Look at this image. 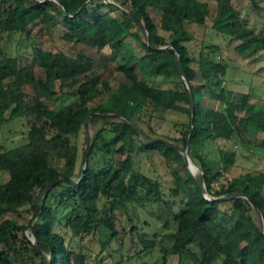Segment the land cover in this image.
<instances>
[{
    "label": "trees",
    "instance_id": "obj_1",
    "mask_svg": "<svg viewBox=\"0 0 264 264\" xmlns=\"http://www.w3.org/2000/svg\"><path fill=\"white\" fill-rule=\"evenodd\" d=\"M212 2V28L218 34L241 41L245 47L240 52H264V36L248 26L234 0H0V131L17 121L27 129L24 144L13 149L0 144V172L10 175L0 183V264H89L85 241L102 231L107 238L97 241L98 256L107 254L112 264H150L154 256L155 264H167L170 253L178 255L179 264H264V231L250 201L205 197L243 193L264 215V172L222 180L238 158L226 147L234 137L264 134V98L226 87L229 67L219 61V45L201 43L195 51L188 46L193 40L188 25L207 26ZM150 10L161 14V29L168 36L160 35ZM39 23L62 24L69 45L109 51L126 82L105 80L96 60L85 54L34 48L44 70L38 79L19 56L6 51L3 41L29 34ZM129 39L142 47V56ZM139 73L174 86L165 89ZM199 73L204 83H196ZM68 96L74 98L72 105L66 104ZM204 99L215 105H204ZM167 111L186 117L175 124L182 130L176 144L149 125L157 113ZM96 114L122 115L135 127L127 119ZM92 116V123H104L92 137L84 171L80 137ZM208 142L225 145L219 147L221 171L205 155ZM169 143L181 151L189 146L203 184ZM136 150L156 152L171 169V193L181 202L176 211L167 205L175 229L171 251L157 243V236L146 239L132 217L131 229L119 230V210L163 201L160 181L136 169ZM28 207L31 218L21 219ZM33 224L38 247L28 235ZM46 253L52 254L50 260Z\"/></svg>",
    "mask_w": 264,
    "mask_h": 264
},
{
    "label": "rangeland",
    "instance_id": "obj_2",
    "mask_svg": "<svg viewBox=\"0 0 264 264\" xmlns=\"http://www.w3.org/2000/svg\"><path fill=\"white\" fill-rule=\"evenodd\" d=\"M234 7L240 12L242 18L246 21L248 26L258 35L264 36V0H234ZM216 13V4L212 2L210 17L207 26H200L196 24L188 25V32L192 35L193 40L188 43L192 51H195L201 43L219 45L221 48V57L219 58L222 64L229 67L226 76V87L232 90L253 94L258 97L264 98V52H256L246 49L240 52L245 45L239 40H231V38L218 34L212 28V20ZM152 19L156 22L160 35L168 36V33L161 29L162 16L155 10H150ZM67 33V29L58 24L55 28L46 26L44 24H34L30 27L29 34H18L11 37H6L3 45L9 54L19 56L21 63L25 67H30L34 70L38 79L44 78V70L39 61L33 54L34 48L51 51H66L70 54H85L96 60V70L100 74H104V79H111L113 83L126 82L125 77L116 71V63L109 60V51L99 52L95 49H90L86 46L76 45L72 46L65 42L63 37ZM133 44L135 53L138 56L144 54L142 47L132 39L128 40ZM198 71V66L194 65ZM142 80H148L155 85L161 86L165 89L174 86L173 81H167L163 78H147L142 73H139ZM197 84L204 83L200 73L198 74ZM28 91L33 93L30 87ZM68 91L67 89L65 92ZM74 98L68 96L66 99L67 105H72ZM102 102V97L99 98L92 106H97ZM61 103V102H59ZM58 103V104H59ZM264 103V100H263ZM203 104L206 106H214L215 104L209 100L204 99ZM51 102L48 103V108H53ZM186 119L185 115L179 112L167 111L164 114L157 113L152 118L149 125L159 136L170 138L171 143H178L177 140L182 137V130L178 129L175 124L180 123ZM103 120L92 123L89 121L88 127L81 134L80 145L83 151L87 147V137H94L96 132L103 126ZM144 126V125H143ZM144 127H148L145 125ZM145 128V129H146ZM23 121L10 123L0 131V144L6 145L9 149L16 148L27 141V132ZM249 134L245 133L243 137H234V141L229 146L237 152L238 158L232 170L226 174L222 180L227 181L246 174L257 175L264 172V147L261 146L264 141V134H260L255 139H252ZM146 139V137H142ZM250 140V141H249ZM238 142V143H237ZM249 142V143H248ZM219 147L225 145L216 142H208L205 149V155L209 162L216 170H220L219 162ZM135 167L143 174L160 181L163 186V201L155 204L137 203L131 206L130 209H121L119 213V230L129 231L131 229L130 218L132 217L135 223L139 226L142 235L146 239L152 240L157 236V243L164 245L168 250L174 247V240L172 233L175 231L174 225L171 222L170 212L167 205H170L174 211L181 206L179 199L172 196L171 189L174 187V178L169 168L168 163L156 152L142 153L139 150L134 151L132 155ZM192 162L199 168V174L193 175L200 183L202 182L203 172L198 163ZM8 173L0 172V183L9 180ZM36 199L32 201L35 205ZM33 211L31 207L26 208L21 215V219L31 218ZM35 222V218L33 223ZM28 235L33 241L32 232L29 231ZM107 234L102 231L100 234L93 236L92 239H86L85 244L90 248L88 254L89 264H112V260L107 254L98 256L97 241L99 239L105 241ZM47 260L52 258V254H45ZM99 258V259H98ZM157 256L149 260L150 264H155ZM14 264H20L15 262ZM132 264H137L132 263ZM167 264H179V257L177 254L170 253L168 256Z\"/></svg>",
    "mask_w": 264,
    "mask_h": 264
},
{
    "label": "water",
    "instance_id": "obj_3",
    "mask_svg": "<svg viewBox=\"0 0 264 264\" xmlns=\"http://www.w3.org/2000/svg\"><path fill=\"white\" fill-rule=\"evenodd\" d=\"M189 87V86H188ZM94 116H103V117H120V118H124V119H127L130 123H132V121L125 117V116H122V115H116V114H108V115H101V114H96ZM90 117L89 121L94 117ZM89 121L87 122V125L86 127L88 126V123ZM133 124V123H132ZM134 126V124H133ZM135 127V126H134ZM139 135H140V132H139ZM191 139V137H190ZM91 144H92V137L89 136L88 134V137H87V147H86V150H85V156H84V160H83V169L84 171L86 170V166H87V162H88V159H89V154H90V149H91ZM173 148L177 149L173 144L169 143ZM188 148L189 146L186 148L185 151H181L179 149H177L179 151V153L182 154V156L184 157L185 161H186V164L190 170V172L192 173V175H194V167H193V164H192V159L190 157V155L188 154ZM60 179H58L55 183H53L51 185V187L49 188L48 191H50L54 186L55 184L59 181ZM205 197L210 200V201H224V200H228V199H232V198H245V199H248L250 201V203L253 205V207L255 208V211L257 212L258 214V217L260 219V222H261V225H262V230L264 231V215L262 213V211L260 210V208L258 207V205H256L254 203V201L246 194H243V193H237V194H234V195H228V196H220V197H216V198H211V196L209 194H205ZM43 203L39 205L38 209H37V212H36V217H35V222L42 210V207H43ZM34 222V223H35ZM31 232H32V235H33V242L34 244L38 247V240L36 238V234H35V229H34V224L32 226V229H31Z\"/></svg>",
    "mask_w": 264,
    "mask_h": 264
},
{
    "label": "bare ground",
    "instance_id": "obj_4",
    "mask_svg": "<svg viewBox=\"0 0 264 264\" xmlns=\"http://www.w3.org/2000/svg\"><path fill=\"white\" fill-rule=\"evenodd\" d=\"M192 164H193V167H194V175L199 174V171H200L199 168L193 162H192Z\"/></svg>",
    "mask_w": 264,
    "mask_h": 264
},
{
    "label": "built area",
    "instance_id": "obj_5",
    "mask_svg": "<svg viewBox=\"0 0 264 264\" xmlns=\"http://www.w3.org/2000/svg\"><path fill=\"white\" fill-rule=\"evenodd\" d=\"M41 2H43V1H41Z\"/></svg>",
    "mask_w": 264,
    "mask_h": 264
}]
</instances>
